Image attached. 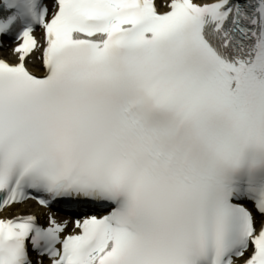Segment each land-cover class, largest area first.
<instances>
[{
    "label": "snow or ice",
    "instance_id": "6c2138e0",
    "mask_svg": "<svg viewBox=\"0 0 264 264\" xmlns=\"http://www.w3.org/2000/svg\"><path fill=\"white\" fill-rule=\"evenodd\" d=\"M165 7L0 0V264H264V0Z\"/></svg>",
    "mask_w": 264,
    "mask_h": 264
},
{
    "label": "bare ground",
    "instance_id": "6f19581e",
    "mask_svg": "<svg viewBox=\"0 0 264 264\" xmlns=\"http://www.w3.org/2000/svg\"><path fill=\"white\" fill-rule=\"evenodd\" d=\"M197 1H202L203 2V0H197ZM208 2H211V0H208ZM4 55L5 56H8L11 59H14V57L11 54V51L6 52ZM29 66L35 71V69L33 68V63H29ZM21 209H22L21 207H18L17 208V211H19ZM13 214L16 215L17 213H13Z\"/></svg>",
    "mask_w": 264,
    "mask_h": 264
}]
</instances>
